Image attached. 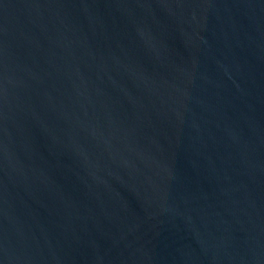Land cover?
Masks as SVG:
<instances>
[{
	"label": "water",
	"instance_id": "water-1",
	"mask_svg": "<svg viewBox=\"0 0 264 264\" xmlns=\"http://www.w3.org/2000/svg\"><path fill=\"white\" fill-rule=\"evenodd\" d=\"M0 264H264V0H0Z\"/></svg>",
	"mask_w": 264,
	"mask_h": 264
}]
</instances>
